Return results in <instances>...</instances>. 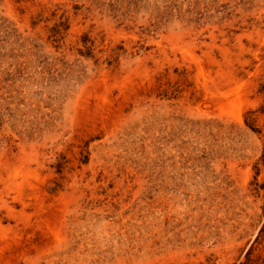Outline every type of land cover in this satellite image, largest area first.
Masks as SVG:
<instances>
[{
    "label": "rangeland",
    "instance_id": "374dc122",
    "mask_svg": "<svg viewBox=\"0 0 264 264\" xmlns=\"http://www.w3.org/2000/svg\"><path fill=\"white\" fill-rule=\"evenodd\" d=\"M0 264H264V0H0Z\"/></svg>",
    "mask_w": 264,
    "mask_h": 264
}]
</instances>
